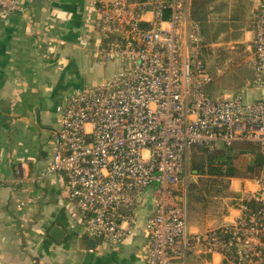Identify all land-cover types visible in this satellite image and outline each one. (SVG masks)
Wrapping results in <instances>:
<instances>
[{
  "label": "built area",
  "instance_id": "built-area-1",
  "mask_svg": "<svg viewBox=\"0 0 264 264\" xmlns=\"http://www.w3.org/2000/svg\"><path fill=\"white\" fill-rule=\"evenodd\" d=\"M93 1L98 54L120 68L106 81L74 88L57 107L56 149L42 176L64 177L81 233L101 244H123L143 220L146 264H186L193 254L264 264V168L235 190L229 208L238 213L223 225L192 232L184 207L194 147L246 142L264 156V98L209 94L212 76L190 0ZM20 6L0 0V16ZM253 22L252 83L259 85L264 0Z\"/></svg>",
  "mask_w": 264,
  "mask_h": 264
},
{
  "label": "crops",
  "instance_id": "crops-1",
  "mask_svg": "<svg viewBox=\"0 0 264 264\" xmlns=\"http://www.w3.org/2000/svg\"><path fill=\"white\" fill-rule=\"evenodd\" d=\"M257 1L207 0L210 33L220 29L208 52L220 43L247 42L251 50ZM236 12L241 20L233 19ZM97 17L93 0H21L20 9L0 16V264H146L143 220L123 244H101L81 233L64 177L42 176L56 149L57 107L99 55ZM252 78L244 86L260 93L252 99L264 98V81ZM237 213L228 207L220 224L187 228L218 227ZM54 226L63 231L59 240L49 234ZM186 264L224 263L193 254Z\"/></svg>",
  "mask_w": 264,
  "mask_h": 264
},
{
  "label": "rangeland",
  "instance_id": "rangeland-1",
  "mask_svg": "<svg viewBox=\"0 0 264 264\" xmlns=\"http://www.w3.org/2000/svg\"><path fill=\"white\" fill-rule=\"evenodd\" d=\"M241 40V39H240ZM247 42L239 44H225L220 43L212 46L210 52L206 56L201 57L206 61L208 71L212 76V91L209 93L213 97H221L224 93L234 94L240 91L244 99H252L253 97L260 96V93L256 91L252 94L251 90H248L243 80L248 81L254 75V57L251 50L247 49ZM233 46V47H231ZM120 68V64L117 60L105 59L103 55H98L92 61V67L86 66L84 70V80L80 82V87H90L93 84L101 83L110 79ZM209 91V88H208ZM221 144L217 143L215 148L220 147ZM199 154L195 152V149L191 150L189 154V175L187 178V184L190 180L196 179L192 176L190 169V160L198 159ZM234 185H231L229 181L228 188L225 190L224 195H216L210 198L206 202H199L194 204L192 209L186 208V221L191 222L192 225L206 228L208 226L218 225L222 219V216L227 212L228 207H231L236 203L234 199L238 193V190L244 184V179L233 178ZM64 193L67 194L64 186ZM186 207V206H185Z\"/></svg>",
  "mask_w": 264,
  "mask_h": 264
},
{
  "label": "trees",
  "instance_id": "trees-1",
  "mask_svg": "<svg viewBox=\"0 0 264 264\" xmlns=\"http://www.w3.org/2000/svg\"><path fill=\"white\" fill-rule=\"evenodd\" d=\"M207 15V0L190 1V17L200 25L202 55L204 56L208 53L207 45L217 38L220 30L217 28L216 33H210ZM232 17L236 20L242 19L237 12L233 13ZM212 90L211 88L208 92ZM193 149L200 156L197 160L194 158L190 160V169L196 179L190 180L187 184L185 199L188 210L192 209L194 204L206 202L217 194L224 195L231 179L251 178L264 168V156L256 146L250 143L236 142L226 147L212 149L196 146Z\"/></svg>",
  "mask_w": 264,
  "mask_h": 264
},
{
  "label": "water",
  "instance_id": "water-1",
  "mask_svg": "<svg viewBox=\"0 0 264 264\" xmlns=\"http://www.w3.org/2000/svg\"><path fill=\"white\" fill-rule=\"evenodd\" d=\"M49 234L53 239L59 240L61 238V236L63 235V231L60 228H58L57 226H54L53 228H51Z\"/></svg>",
  "mask_w": 264,
  "mask_h": 264
}]
</instances>
